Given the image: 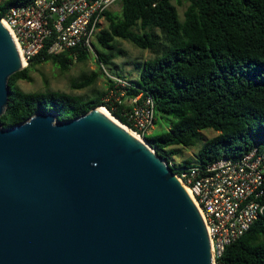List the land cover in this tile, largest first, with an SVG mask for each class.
<instances>
[{
    "label": "water",
    "instance_id": "1",
    "mask_svg": "<svg viewBox=\"0 0 264 264\" xmlns=\"http://www.w3.org/2000/svg\"><path fill=\"white\" fill-rule=\"evenodd\" d=\"M23 66L0 20V115ZM0 264H216L197 206L143 138L97 106L0 124Z\"/></svg>",
    "mask_w": 264,
    "mask_h": 264
},
{
    "label": "trees",
    "instance_id": "2",
    "mask_svg": "<svg viewBox=\"0 0 264 264\" xmlns=\"http://www.w3.org/2000/svg\"><path fill=\"white\" fill-rule=\"evenodd\" d=\"M27 1L0 0V18L11 5ZM119 4L118 11L103 12L106 25L95 34L102 49L92 44L100 66L110 62L114 51H122L115 42L119 37L151 51L140 65L139 77L129 79L125 97L139 91L152 96L154 123L165 121L167 128L143 137L173 172L238 155L254 145L264 151V0H120ZM183 4L181 17L178 5ZM90 52L81 46L60 53L42 51L11 73L0 124L20 123L37 110H51L55 119L64 120L100 105L128 122L122 109L129 104L113 107L103 98L107 89L84 97L50 88L26 91L17 85L18 79L31 80L29 70L36 63L51 60L67 69ZM97 76L96 71L82 73L71 86H91ZM205 128L217 133L206 137ZM176 145H197L195 159L171 162L178 152ZM215 260L216 264H264V212Z\"/></svg>",
    "mask_w": 264,
    "mask_h": 264
},
{
    "label": "built area",
    "instance_id": "3",
    "mask_svg": "<svg viewBox=\"0 0 264 264\" xmlns=\"http://www.w3.org/2000/svg\"><path fill=\"white\" fill-rule=\"evenodd\" d=\"M119 1L30 0L11 5L0 20L10 27L25 66L42 51L60 53L76 46L93 51V37L101 27L103 12ZM112 84L103 98L111 100L113 107L121 102L129 104L122 109L128 120L123 123L144 138L156 118L152 96L139 91L125 97L131 82L122 76H113ZM174 173L189 189L201 213L213 258L264 212V151L257 145Z\"/></svg>",
    "mask_w": 264,
    "mask_h": 264
},
{
    "label": "rangeland",
    "instance_id": "4",
    "mask_svg": "<svg viewBox=\"0 0 264 264\" xmlns=\"http://www.w3.org/2000/svg\"><path fill=\"white\" fill-rule=\"evenodd\" d=\"M111 9L118 11L120 9V4H115ZM183 9L184 4L178 5L179 14L181 17ZM104 25H106L105 17L102 18L101 22V26ZM115 42L116 46L122 51H114V55H112L109 63H105L100 66L96 56L95 47H93V51L90 52L86 59L74 60L67 69H61L51 60H45L40 63H36L29 70L32 77L31 80L18 79L17 85L26 91L44 90L50 88L89 97L99 93L100 91H104L106 89L108 90V86L110 84L109 77H112L113 79V76L117 74L133 81L136 80L139 77V68L141 63L152 55L151 51L140 48L131 41L124 38H116ZM93 43L96 47L102 49V46L97 41L95 36L93 37ZM94 71L98 73V76L91 86L84 88H73L71 86V83L79 79L82 73L90 74ZM162 128H167L165 121L154 123V125L148 129V132L156 133ZM203 132L206 137L213 136L217 133V131L212 128H205ZM174 147L178 149V152L173 155L171 162L179 163L187 157L195 159L197 145H176ZM195 162L196 161H193V163Z\"/></svg>",
    "mask_w": 264,
    "mask_h": 264
},
{
    "label": "bare ground",
    "instance_id": "5",
    "mask_svg": "<svg viewBox=\"0 0 264 264\" xmlns=\"http://www.w3.org/2000/svg\"><path fill=\"white\" fill-rule=\"evenodd\" d=\"M2 23L4 24V26L9 30V32L11 33L10 27L7 25V23L5 21L2 20ZM100 111H102L104 114L108 115L111 119H113L116 123L120 124L121 126H123L124 128H126L127 130H129L131 133H133L135 136H137L138 138H140L141 140H143V138L138 135L135 131L131 130L130 128H128L120 119L116 118L110 111L108 108H106L103 105H100L99 107H97ZM187 192L190 194L189 189L187 188Z\"/></svg>",
    "mask_w": 264,
    "mask_h": 264
}]
</instances>
